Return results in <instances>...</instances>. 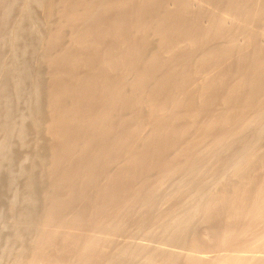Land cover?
<instances>
[{
  "label": "bare ground",
  "instance_id": "bare-ground-1",
  "mask_svg": "<svg viewBox=\"0 0 264 264\" xmlns=\"http://www.w3.org/2000/svg\"><path fill=\"white\" fill-rule=\"evenodd\" d=\"M44 13V205L21 211L0 264H264V0H49ZM128 231L160 240L118 241Z\"/></svg>",
  "mask_w": 264,
  "mask_h": 264
},
{
  "label": "rangeland",
  "instance_id": "rangeland-1",
  "mask_svg": "<svg viewBox=\"0 0 264 264\" xmlns=\"http://www.w3.org/2000/svg\"><path fill=\"white\" fill-rule=\"evenodd\" d=\"M10 1L11 0H8L7 3ZM12 1L13 3H11V11L7 17L5 25L0 26V89L3 88L2 93L0 92V118L1 120H4L6 118L4 114L7 111H9L8 114H10L11 116H9L12 118L11 119L9 116H7V119L9 117L7 123L11 121L10 124H12V131L9 135H6L5 132H2V127L0 129V142L6 141L8 145V152L6 153V156H3L0 159V212L2 213H0V258H7L8 255L7 250H4L5 248H3L6 247V244L4 243L15 247L20 244V240H17L13 235L14 233L12 229L15 227V222L18 220V218L20 216L22 217L21 211L31 207L39 210L44 205L43 193L46 188V180L41 177V169L44 167V165H48L46 164V160L43 159V154L48 151L51 144L50 141H48L50 143L49 145L47 144L48 142L45 141L46 134L41 126L35 125V121H38L39 123L43 121V115L33 112L36 105L34 94L36 86L35 83L36 81L43 80L45 78L48 69L45 63H43L40 59L39 51L42 50L40 38L47 33L49 28V25L47 26L48 23H45L44 17V11L48 6L49 0H39V4L32 6L31 18L27 17L26 13L27 7L30 5V0ZM17 20H21L22 27L18 33L19 37L13 40V29ZM61 43L68 44V42L65 41ZM232 63L233 60L219 64L218 70H225L227 67L229 68ZM18 80L20 85L19 87H16L14 84ZM42 95H46V93L43 94L42 91ZM43 99L44 96L42 97L41 102L38 104L39 106L44 104L45 99ZM8 101H10L9 104H7ZM20 124H23V128H25L23 135L19 136L21 139L17 136ZM4 135H6V137H4ZM37 136L38 139H36ZM42 138H44V141ZM154 158L152 157V160L150 161L154 162L155 160L159 159L158 156H154ZM259 175L260 173L256 176L260 177ZM10 178L14 180L11 182ZM28 195L32 197L31 200L25 199V197ZM15 196L17 198H15ZM66 199H69V197ZM73 201L72 206L74 208L75 206L76 208L79 207L78 209L82 208L83 204L80 198H76V201L75 199ZM76 202L78 203V206L75 204ZM210 217L211 220L217 219V222L221 223L220 218H215L213 215H210ZM210 217L207 216L205 219L210 220ZM20 231L25 232L24 227H21ZM123 237L126 240H124V238L121 239V237H118V239H120L118 241L123 240L131 242L133 241L134 243H143L144 239L145 242H151L152 240L151 243H157L156 241L160 240L158 237L147 239L146 236L141 235L140 233L137 234L134 231L123 233ZM53 249L50 248V253ZM54 251L55 250H53V252ZM95 256V258L98 256L100 257V255ZM180 263L185 264L182 261L178 262V264ZM1 264H8V261L4 260V262Z\"/></svg>",
  "mask_w": 264,
  "mask_h": 264
}]
</instances>
